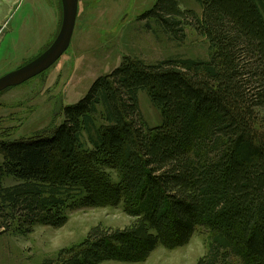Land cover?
Here are the masks:
<instances>
[{"label": "trees", "instance_id": "trees-1", "mask_svg": "<svg viewBox=\"0 0 264 264\" xmlns=\"http://www.w3.org/2000/svg\"><path fill=\"white\" fill-rule=\"evenodd\" d=\"M195 1L201 16L181 0H158L146 16L179 41L192 25L208 59L125 56L54 129L0 140L3 231L62 227L84 207L122 205L132 217L93 227L45 264L141 262L199 228L210 236L196 264H264V0ZM140 91L160 126H148Z\"/></svg>", "mask_w": 264, "mask_h": 264}, {"label": "rangeland", "instance_id": "rangeland-1", "mask_svg": "<svg viewBox=\"0 0 264 264\" xmlns=\"http://www.w3.org/2000/svg\"><path fill=\"white\" fill-rule=\"evenodd\" d=\"M158 0H79L72 42L49 69L0 94V140H17L51 131L64 120V109L80 102L95 80L111 74L125 56L149 63L184 57L206 60L209 44L190 24L182 41L167 34L151 15ZM182 10L202 15L195 0H181ZM62 22L59 0H0V77L41 54L55 39ZM186 22V21H185ZM140 110L149 127L163 123L147 92L139 93ZM2 154L0 153V159ZM116 179L115 172H111ZM15 183L3 179L5 186ZM132 217L123 206L84 207L69 213L62 227L38 225L22 234L0 227V264H45L61 249L79 245L101 225L123 228ZM205 228L179 248L158 246L141 262L104 261L100 264H196L208 252Z\"/></svg>", "mask_w": 264, "mask_h": 264}, {"label": "water", "instance_id": "water-1", "mask_svg": "<svg viewBox=\"0 0 264 264\" xmlns=\"http://www.w3.org/2000/svg\"><path fill=\"white\" fill-rule=\"evenodd\" d=\"M61 2L62 22L54 41L37 57L2 75L0 77V93L40 75L54 65L68 50L76 27L79 0H61Z\"/></svg>", "mask_w": 264, "mask_h": 264}]
</instances>
